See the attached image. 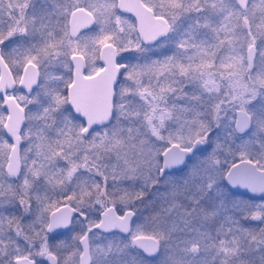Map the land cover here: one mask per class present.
<instances>
[{
	"label": "snow or ice",
	"instance_id": "snow-or-ice-1",
	"mask_svg": "<svg viewBox=\"0 0 264 264\" xmlns=\"http://www.w3.org/2000/svg\"><path fill=\"white\" fill-rule=\"evenodd\" d=\"M155 257L264 264V0H0V264Z\"/></svg>",
	"mask_w": 264,
	"mask_h": 264
},
{
	"label": "rangeland",
	"instance_id": "rangeland-1",
	"mask_svg": "<svg viewBox=\"0 0 264 264\" xmlns=\"http://www.w3.org/2000/svg\"><path fill=\"white\" fill-rule=\"evenodd\" d=\"M128 18V17H127ZM129 19V18H128ZM71 233L70 232H64L61 236V238H64L65 236L70 237ZM160 257H155V258H149V264H158Z\"/></svg>",
	"mask_w": 264,
	"mask_h": 264
},
{
	"label": "flooded vegetation",
	"instance_id": "flooded-vegetation-1",
	"mask_svg": "<svg viewBox=\"0 0 264 264\" xmlns=\"http://www.w3.org/2000/svg\"><path fill=\"white\" fill-rule=\"evenodd\" d=\"M126 16H127L130 20L135 21L134 18L132 17V15H130V14L127 13ZM114 231L118 232L117 230H114Z\"/></svg>",
	"mask_w": 264,
	"mask_h": 264
},
{
	"label": "water",
	"instance_id": "water-1",
	"mask_svg": "<svg viewBox=\"0 0 264 264\" xmlns=\"http://www.w3.org/2000/svg\"><path fill=\"white\" fill-rule=\"evenodd\" d=\"M128 14H130V15H132V17L134 18V20H135V16H134V14H132V13H128ZM102 63V62H101ZM240 192H244L245 190L244 189H240L239 190ZM118 231V230H117Z\"/></svg>",
	"mask_w": 264,
	"mask_h": 264
}]
</instances>
